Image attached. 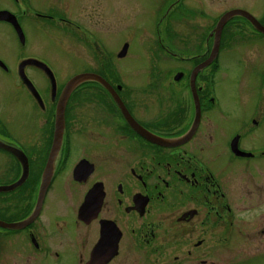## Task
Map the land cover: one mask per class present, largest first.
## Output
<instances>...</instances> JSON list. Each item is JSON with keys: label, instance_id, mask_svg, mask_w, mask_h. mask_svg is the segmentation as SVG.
I'll return each mask as SVG.
<instances>
[{"label": "flooded vegetation", "instance_id": "flooded-vegetation-1", "mask_svg": "<svg viewBox=\"0 0 264 264\" xmlns=\"http://www.w3.org/2000/svg\"><path fill=\"white\" fill-rule=\"evenodd\" d=\"M161 4L153 37L140 38L152 43L149 81L136 83L118 64L131 44L124 7L0 0L18 23L0 19V40L20 47L13 62L0 52V71L17 79L11 95L24 114L20 137L9 131L12 113L0 111V143L24 153L23 165L0 147V186L24 174L20 187L0 192V222L24 220L20 229L0 224V264H264V33L235 16L212 54L221 17L244 10L264 26V0ZM47 58L61 63L62 81ZM27 59L47 64L56 83L27 65L32 90L20 76ZM28 69L45 77L44 89ZM82 74L106 82L71 90L57 148L61 97ZM225 91H235L230 103Z\"/></svg>", "mask_w": 264, "mask_h": 264}, {"label": "rangeland", "instance_id": "rangeland-1", "mask_svg": "<svg viewBox=\"0 0 264 264\" xmlns=\"http://www.w3.org/2000/svg\"><path fill=\"white\" fill-rule=\"evenodd\" d=\"M109 4L110 9L116 7L117 4L124 7V30L122 33V39L129 41L130 49L126 58L118 61L119 67L123 69V76L130 82H148L147 68L150 63L149 47L151 42L142 41L140 38L148 39L153 37V29L160 12L165 10V4H161V0H104ZM42 0H37V3H41ZM223 10V6H219ZM215 9V8H214ZM218 11V12H219ZM5 27L0 24V29ZM117 43L110 42V46H116ZM117 49L121 48V43L117 44ZM111 48V47H110ZM20 50L18 43L15 40L4 37L0 40V52L9 62H13L15 51ZM42 57H47L44 55ZM53 65L56 71V75L59 81L64 78V69L58 60L53 58H47ZM61 61V60H60ZM166 67V65L164 64ZM30 76L37 82L41 89H44L47 80L36 69H28ZM17 83V79L13 80L6 77L0 71V111L4 115H10L12 113V120L9 119V131L16 136L24 137V114L22 109L13 103V97L11 95V84ZM220 95L230 103L231 97L235 95V91L221 92ZM244 264H262L261 259L256 257L250 259Z\"/></svg>", "mask_w": 264, "mask_h": 264}, {"label": "water", "instance_id": "water-1", "mask_svg": "<svg viewBox=\"0 0 264 264\" xmlns=\"http://www.w3.org/2000/svg\"><path fill=\"white\" fill-rule=\"evenodd\" d=\"M235 15H243L245 16L246 18H248L255 26L256 28L263 32L264 33V27L262 25H260V23H258V21L247 11H243V10H233V11H230L228 13H226L222 18L221 20L219 21V24H218V36L220 35L221 31H222V28L223 26L226 24V22L232 18L233 16ZM14 20H13V19ZM0 19H5V20H9V21H13V23L16 25V27H18V23L15 19V16L13 14H11L10 12L8 11H2L0 12ZM215 45H217V41L215 43ZM128 49V44H126L124 46V49L122 51V54L121 55H125L126 54V51ZM209 63V61L203 65H200L196 70H195V73H197L201 68L205 67L207 64ZM0 64L3 65L2 61L0 60ZM27 64H32V65H37V66H45V64H43L42 62L36 60V59H28L26 61H24V63L21 65V75L24 76V80L31 84V81L28 79V77L26 76L25 74V71H23L26 67ZM24 72V73H23ZM89 79H96V80H99V81H102V82H106L104 81L101 77H99L98 75H95V74H82V75H79V76H76L74 77L73 79H71L69 82H68V85L64 91L65 93V101L67 100V97L69 96L71 90L74 88V86L76 84H78L79 82L81 81H84V80H89ZM127 115V113H126ZM127 117L129 118V116L127 115ZM63 123H64V114H63V107H62V112L60 115L57 116V127H56V142H57V148L59 147V143L61 141V138H62V127H63ZM141 132L146 136V138H149L153 141H159L160 139H157L156 137H154L153 135H151L149 132L145 131V130H141ZM164 145H166L164 142H163ZM0 146H3V147H6L8 148L10 151H12L20 160L21 162L24 163V154L19 151L18 149L14 148V147H11V146H6L4 144H0ZM22 182H19L13 186H10V187H0V190H11V189H14L16 188L17 186L21 185ZM8 227H12V228H20V227H23L24 226V221L22 222H19V223H14V224H10V225H7ZM89 264H93L92 262H90Z\"/></svg>", "mask_w": 264, "mask_h": 264}]
</instances>
